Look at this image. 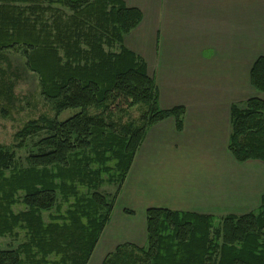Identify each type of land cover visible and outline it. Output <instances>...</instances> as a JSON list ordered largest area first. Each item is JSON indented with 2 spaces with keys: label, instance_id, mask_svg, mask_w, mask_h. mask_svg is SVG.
Segmentation results:
<instances>
[{
  "label": "trees",
  "instance_id": "1",
  "mask_svg": "<svg viewBox=\"0 0 264 264\" xmlns=\"http://www.w3.org/2000/svg\"><path fill=\"white\" fill-rule=\"evenodd\" d=\"M142 18L123 0H0V101L13 91L1 64L11 68L17 52L56 112L27 123L17 144L0 146V238L23 237L0 250V264H87L149 129L174 118L183 130L185 108H160L146 64L124 46ZM250 82L264 93V57ZM140 104L148 108L141 127L107 122ZM91 107L102 111L91 115ZM70 109L79 112L59 121ZM39 136L22 166L16 151ZM228 148L240 163L264 162L263 99L232 106ZM116 184L113 197L100 190ZM146 217V246L121 245L104 264H264V196L257 213L222 222L159 208Z\"/></svg>",
  "mask_w": 264,
  "mask_h": 264
},
{
  "label": "crops",
  "instance_id": "2",
  "mask_svg": "<svg viewBox=\"0 0 264 264\" xmlns=\"http://www.w3.org/2000/svg\"><path fill=\"white\" fill-rule=\"evenodd\" d=\"M123 1L143 15L124 46L146 64L160 108L185 116L182 131L169 118L147 132L91 264L146 246L150 208L221 221L257 213L264 196V162L240 163L228 148L232 106L264 100L250 82L264 57V0Z\"/></svg>",
  "mask_w": 264,
  "mask_h": 264
},
{
  "label": "rangeland",
  "instance_id": "3",
  "mask_svg": "<svg viewBox=\"0 0 264 264\" xmlns=\"http://www.w3.org/2000/svg\"><path fill=\"white\" fill-rule=\"evenodd\" d=\"M66 12L68 13V15H70L69 11L66 10ZM9 56H10L9 58L11 61V68H7L6 64L4 63L1 64L2 65L1 67L7 70L6 76L3 77V79L1 80H3V82L6 83V85H9V86L13 85V91L11 94V98H9V100L0 101V146L1 145L13 146L17 144V141L15 140V134L19 130H21L30 121L38 120L42 116H47L52 119L56 117L54 105L48 102L46 99H44V97L41 94V87L39 84L38 76L28 71L26 67L25 57L22 56V54L17 53V52L12 53ZM10 82L12 84H9ZM247 100H245L242 104H245ZM240 107H243V105H240ZM147 109H148L147 106L140 104V105L135 106L132 109H129L124 114L114 116L111 119L109 118L107 122L113 123L118 130H120L124 126H129V125L141 127L143 125L142 116L144 113L147 112ZM101 111L102 110H97L94 107L89 108V113L91 115H97L101 113ZM78 112H79L78 109L77 110H74V109L67 110L60 115L59 121L63 122L69 119L70 117L74 116ZM42 137L43 136H39V137L28 139L26 142V148L18 149L16 151V157L18 159V162L22 164V166L24 167L27 166L26 158L29 155L35 154L38 152V149L35 144ZM117 189H118L117 184L111 185V186L104 185L103 187L100 188L103 194H106V195L110 194L108 195L110 197L114 196ZM114 210H115V207H114ZM126 211L128 210H125V213L127 215H131V214H128ZM113 214H114V211H113ZM112 216H111V219H112ZM44 218L46 221H48V214H45ZM107 226L105 227V229L107 228ZM100 239L95 247V250L99 246ZM22 241H23V237L14 238V237L8 236L5 238H0V250L16 249ZM138 248H141V247H138ZM116 249L112 252L107 253L101 260V264H104L106 258L112 253H114ZM95 250L87 264H91L90 262L91 260H93L92 258L94 257Z\"/></svg>",
  "mask_w": 264,
  "mask_h": 264
}]
</instances>
